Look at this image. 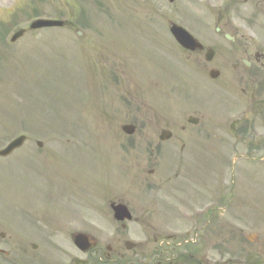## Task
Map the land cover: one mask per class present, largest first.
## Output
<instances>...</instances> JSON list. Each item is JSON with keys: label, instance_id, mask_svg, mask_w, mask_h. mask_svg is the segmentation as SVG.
Masks as SVG:
<instances>
[{"label": "rangeland", "instance_id": "1", "mask_svg": "<svg viewBox=\"0 0 264 264\" xmlns=\"http://www.w3.org/2000/svg\"><path fill=\"white\" fill-rule=\"evenodd\" d=\"M213 3L216 0H0V149L18 134L27 136L18 149L0 157V189L16 188L22 181L19 175H65L77 180L74 183L82 179L85 204L91 203L87 220H100L94 234L111 232L94 202V191L107 184L106 194L114 192L125 173L136 171L138 179L150 181L157 177L148 170L156 167L150 149L159 140L146 131L158 130L161 118L192 113L189 104H181L191 89L189 61L180 55L168 25L174 22L204 35L205 14ZM38 15L64 25L29 30ZM20 28L26 29L24 34L10 43ZM123 124H134L135 133L123 134ZM226 143L221 140L214 149L220 160L213 164V192L220 191L221 175L227 173L232 198L213 225L208 258L211 264H264V159L247 162L239 148L231 163L226 162ZM157 198L152 200L156 203ZM182 227L159 231L184 233L190 228ZM247 234L258 240L247 241Z\"/></svg>", "mask_w": 264, "mask_h": 264}, {"label": "flooded vegetation", "instance_id": "2", "mask_svg": "<svg viewBox=\"0 0 264 264\" xmlns=\"http://www.w3.org/2000/svg\"><path fill=\"white\" fill-rule=\"evenodd\" d=\"M227 11L236 15L229 18ZM206 26L204 35L196 37L202 49L178 46L182 56L191 58L194 118L191 123V114L161 118L158 130L146 131L155 138L162 130L169 132L167 140L158 139L150 149L156 167L148 173L156 171L157 177L127 179L114 195L112 190H95L97 209L113 230L89 236L86 248L75 245V235L95 224L85 213L84 183H74L72 177L19 175L22 181L16 188L0 189V264H211L212 229L218 221L214 212L228 210L230 202L224 176L214 197L213 164L220 159L214 149L222 140L232 150L240 148L243 159H253L264 145V0H225L211 8ZM112 203L124 204L131 219L117 222ZM117 226L140 228L134 233L144 242L126 249L127 238ZM181 226L191 230L182 235L159 231ZM146 229L153 234L147 235Z\"/></svg>", "mask_w": 264, "mask_h": 264}, {"label": "water", "instance_id": "3", "mask_svg": "<svg viewBox=\"0 0 264 264\" xmlns=\"http://www.w3.org/2000/svg\"><path fill=\"white\" fill-rule=\"evenodd\" d=\"M51 25H61L60 22H55V21H44V20H39L34 22L31 27L33 28H39V27H44V26H51ZM170 32L172 33V35L174 36V38L185 48H193L194 45L196 46L195 42L192 40V38L181 28L177 27V26H172L170 28ZM21 33H19L18 35H20ZM122 129L130 134L133 132V126L130 125H126L123 126ZM23 141V136H20L18 138H16L15 140H13L4 150L0 151L1 155H6L8 154L12 149L18 147L21 142ZM123 209L122 208H117L116 209V215L118 218H123L124 214H123ZM248 239L252 240L254 239V236L248 235L247 236ZM79 243H82L83 240L79 239L77 240Z\"/></svg>", "mask_w": 264, "mask_h": 264}]
</instances>
